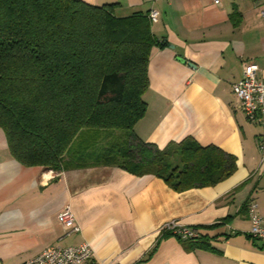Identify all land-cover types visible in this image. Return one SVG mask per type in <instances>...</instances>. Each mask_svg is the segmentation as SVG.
Returning a JSON list of instances; mask_svg holds the SVG:
<instances>
[{
  "label": "crops",
  "instance_id": "obj_1",
  "mask_svg": "<svg viewBox=\"0 0 264 264\" xmlns=\"http://www.w3.org/2000/svg\"><path fill=\"white\" fill-rule=\"evenodd\" d=\"M82 1L113 4L120 17L158 12L137 137L160 149L192 137L233 155L236 169L214 185L183 191L109 165L54 172L17 161L0 129V264L83 242L103 264H264V241L248 234L251 201L264 219L257 147L264 126L247 120L231 88L247 62L264 79V0ZM65 207L80 231L68 233L59 222ZM170 221L196 229L200 239L162 237L160 227Z\"/></svg>",
  "mask_w": 264,
  "mask_h": 264
},
{
  "label": "trees",
  "instance_id": "obj_2",
  "mask_svg": "<svg viewBox=\"0 0 264 264\" xmlns=\"http://www.w3.org/2000/svg\"><path fill=\"white\" fill-rule=\"evenodd\" d=\"M156 44L148 14L116 16L113 4L0 0V129L12 156L54 172L115 166L175 191L230 176L236 159L216 146L185 137L160 149L135 134Z\"/></svg>",
  "mask_w": 264,
  "mask_h": 264
},
{
  "label": "built area",
  "instance_id": "obj_3",
  "mask_svg": "<svg viewBox=\"0 0 264 264\" xmlns=\"http://www.w3.org/2000/svg\"><path fill=\"white\" fill-rule=\"evenodd\" d=\"M222 0H212L214 5H220ZM264 16V10L259 12ZM151 22L157 21L158 12L151 10L148 13ZM259 66L255 62L243 65L242 77L231 86L232 93L237 100L247 120L264 126V79L258 73ZM257 147L260 153V163L264 164V135L258 138ZM248 214L251 221L248 234L254 239L264 241V219L258 213V205L251 201L248 205ZM59 222L67 228L68 233L80 231L79 225L69 207L58 213ZM169 232L180 240L198 238L200 234L192 227L183 226L176 221H170L160 227V233ZM22 264H103L94 259L90 243L83 242L75 246L52 245L46 247L38 255L24 261Z\"/></svg>",
  "mask_w": 264,
  "mask_h": 264
},
{
  "label": "water",
  "instance_id": "obj_4",
  "mask_svg": "<svg viewBox=\"0 0 264 264\" xmlns=\"http://www.w3.org/2000/svg\"><path fill=\"white\" fill-rule=\"evenodd\" d=\"M178 60H181L183 62H185L184 60H182L181 58L178 57ZM190 66H194L192 63H189Z\"/></svg>",
  "mask_w": 264,
  "mask_h": 264
},
{
  "label": "rangeland",
  "instance_id": "obj_5",
  "mask_svg": "<svg viewBox=\"0 0 264 264\" xmlns=\"http://www.w3.org/2000/svg\"><path fill=\"white\" fill-rule=\"evenodd\" d=\"M118 133H119L118 131L115 132V134H118ZM103 141H104V139L101 141V144H103Z\"/></svg>",
  "mask_w": 264,
  "mask_h": 264
}]
</instances>
